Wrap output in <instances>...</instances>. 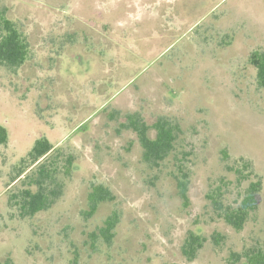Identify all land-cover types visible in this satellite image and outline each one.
Segmentation results:
<instances>
[{
  "label": "rangeland",
  "instance_id": "rangeland-1",
  "mask_svg": "<svg viewBox=\"0 0 264 264\" xmlns=\"http://www.w3.org/2000/svg\"><path fill=\"white\" fill-rule=\"evenodd\" d=\"M0 10L28 42L24 64L0 65V261L245 264L264 246V87L249 62L264 51V0H0ZM130 117L151 138L168 124L163 159L145 161ZM39 137L54 145L44 161L62 188L23 217L14 194L36 189L24 178ZM257 179L256 208L236 230L222 213ZM93 184L114 198L90 215ZM112 211L106 244L91 232ZM189 234L202 239L190 260Z\"/></svg>",
  "mask_w": 264,
  "mask_h": 264
},
{
  "label": "trees",
  "instance_id": "trees-1",
  "mask_svg": "<svg viewBox=\"0 0 264 264\" xmlns=\"http://www.w3.org/2000/svg\"><path fill=\"white\" fill-rule=\"evenodd\" d=\"M17 25L5 16L4 10H0V65L7 68L15 69L24 64L28 56V42L22 32L16 27ZM249 62L256 69V79L259 86L264 87V51L257 49L249 54ZM130 126L135 129L138 134L139 144L142 149V155L145 161L157 163L163 159L172 149L174 144V136L168 124L163 121L155 123V138H151L147 134L148 126L138 122L130 117ZM8 140L7 130L0 124V144L5 145ZM54 145L49 142L46 137H39L33 141L32 147L28 152L27 160L29 165L27 169L37 163L36 174L25 175V178H31V183L36 189L25 188L21 193L16 195V203L23 217L33 216L37 212L46 210L51 206L61 193V184L56 180L54 175L55 168L51 167V163L47 160V155L53 150ZM72 157L68 156L65 160L66 171H69ZM28 164V163H27ZM26 173V169H19L17 175L12 178L11 183L21 178ZM261 180L252 181L246 188L241 203L236 208H226L222 213V217L228 225L236 230L243 227L244 222L248 219L249 213L256 208L257 193L260 189ZM180 194L183 198H187L186 182H178ZM88 210L86 214L92 215L99 208L102 202L113 200L114 196L109 188L103 185L93 184L87 197ZM120 217L116 211H112L103 219L102 225L91 232L94 239L100 238L102 242L109 244L111 238H114V230ZM199 235L189 234L183 244V252L190 260L193 258L201 246ZM241 256L245 257V264H264V246L257 249L244 252ZM0 264H13L9 257L0 261Z\"/></svg>",
  "mask_w": 264,
  "mask_h": 264
}]
</instances>
